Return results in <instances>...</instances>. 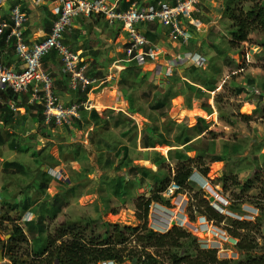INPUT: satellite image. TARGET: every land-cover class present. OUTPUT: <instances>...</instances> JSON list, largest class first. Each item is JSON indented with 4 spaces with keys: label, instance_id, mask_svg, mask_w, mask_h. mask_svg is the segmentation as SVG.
I'll return each mask as SVG.
<instances>
[{
    "label": "rangeland",
    "instance_id": "obj_1",
    "mask_svg": "<svg viewBox=\"0 0 264 264\" xmlns=\"http://www.w3.org/2000/svg\"><path fill=\"white\" fill-rule=\"evenodd\" d=\"M126 1L120 0L121 8L127 6ZM133 1L159 6L175 0ZM227 2L200 0L196 4L192 17L199 19L202 27L192 29L187 20L183 21L185 28L193 31L187 43L169 26L160 30H150V24L139 27L147 30L151 51L203 54L206 65L196 69L180 66L166 70L170 54L161 53L156 55L160 62L154 66L139 65L128 52V39L120 25L97 15L77 17V31L68 29L65 42L82 51L86 73L94 79L90 85L94 94L90 95L93 106H81L79 118H73L70 124L53 127L39 121L38 111L29 104L12 109L6 95L1 96L0 221L6 214L15 224L23 225L27 241L15 249L21 264L38 263L36 252L45 245L44 239L71 223L82 226L88 238L109 237L112 229L104 225L106 222L138 226L141 221L136 214V197H149L157 180L173 178L180 151L190 158L199 154L208 171L204 175L194 167L191 177L197 179L193 191L183 189L174 197H164L168 204L153 202L148 226L159 233L181 227L198 238L201 248L216 250L218 259L245 260L236 247L238 239L228 227L234 219L256 223L258 205L264 204L259 188L264 182V31L256 30L248 41L232 43L234 27L225 14ZM27 3L1 0L0 24L11 23V9L20 5L28 25L31 5ZM5 32L0 33V40ZM8 47L12 48V42L6 43ZM12 55L13 49H0L5 63ZM156 56L148 62H154ZM50 58L61 64L55 54ZM44 60L43 68L54 81L56 101L81 103L82 96L72 87L70 77L61 78L60 67L57 72L48 70ZM145 137L166 142L144 147ZM217 158L221 160L213 162ZM223 176L229 179L228 190L220 182ZM234 178L241 184L233 185ZM121 179L124 188L116 194ZM217 192L228 201L220 212L226 216L222 222L208 219L196 208V201H211V196L218 198ZM230 205L243 213L230 210ZM28 213L30 220L23 224ZM41 219L43 229L38 231L36 224ZM12 224L4 221L3 238H9ZM32 225L35 231H31ZM257 237L264 248V224ZM3 263L12 261L4 258ZM122 264L138 263L127 260Z\"/></svg>",
    "mask_w": 264,
    "mask_h": 264
},
{
    "label": "trees",
    "instance_id": "obj_2",
    "mask_svg": "<svg viewBox=\"0 0 264 264\" xmlns=\"http://www.w3.org/2000/svg\"><path fill=\"white\" fill-rule=\"evenodd\" d=\"M132 2L134 1H126L127 6L123 8H129ZM150 4L153 3L142 1L140 5L148 6ZM247 4H249V7L246 10ZM225 14L231 21L232 27H234V30L231 32L232 43L236 41H248L249 35L256 30L260 29L264 31V0H228L225 5ZM149 29L159 30L160 24L150 23ZM7 32L8 31L4 33L0 40V49H6L8 51L9 49H13V54H15L14 46H12V48H6L5 38ZM148 46L146 49H148ZM51 54L57 55L55 52ZM89 88L90 86L87 91ZM86 92L79 91V96H82L83 101L87 99ZM9 96L15 101L18 107L24 106L23 104H28V94H15L9 91ZM28 107L38 111L39 121H45L43 104L35 103ZM97 109L101 110L100 108ZM5 114H7V112ZM95 116H97L96 113ZM50 124L53 127L56 126L54 122ZM165 142L166 141L163 140H150L147 139V137L143 139L144 147H154L156 143L163 144ZM188 142L189 140L185 141V143ZM179 154L181 157L176 165L173 178L162 181L157 180L153 185L149 197L143 195L136 197V214L138 220L141 221L138 226L131 227L120 223L111 224L106 222L104 225L112 229V233L109 237L104 238L101 235H96L93 238H88L84 235V231L86 230L82 226L71 223L68 226L66 225L68 227L67 229L57 231L56 235H49L44 239L45 245L36 252V256L39 258L37 260L39 261L35 264H99L100 262L106 261L122 264L127 260L134 259H136L138 264H264V248H261L257 239V234H261L264 224V204L261 203L258 205L259 213L256 223L234 219L231 220V227H228V232L238 239L236 245L237 249L245 255V260L236 262L227 259L220 260L217 257L216 250L201 248L197 242L198 238L186 229L174 226L166 233H159L148 226L147 220L150 205L153 202L169 203L162 193L171 182L178 184L181 190L189 189L193 191V184L195 183V181L191 179L193 168L197 167L204 175H206L208 171L204 159L199 154H197L195 158L188 157L183 151H180ZM157 155L165 160L162 155ZM219 160L221 159L217 158L213 160V162ZM192 163H196L197 166H193ZM156 164L160 165V163ZM137 168L149 171V169L143 167L137 166ZM122 180L123 179L116 184V194H118L120 188H124ZM228 180L226 176H223L220 180L224 190L229 189ZM240 184V181L234 178L233 185ZM260 185V200L264 202V182H260ZM194 198L196 200L198 199L196 193ZM232 206L233 205L229 206L230 210H239V213H243L240 209ZM196 208L202 215L207 216L210 220L222 222L226 219L225 215L216 211L210 205V201L204 198L196 201ZM113 212L116 213L117 211ZM4 221L13 223L8 229V234L10 235L8 239L2 237V226ZM36 225L39 227L37 229L38 231L42 230V219ZM60 226H63V228L66 227L64 225ZM7 228L8 227H5V229ZM63 228L61 227L60 229ZM31 231H35L34 225L31 226ZM253 231H256L255 234H253ZM127 233H129V235H126ZM67 235L70 237L69 239H65ZM132 235H134V237L130 239ZM26 241L27 236L23 227L20 224H15L14 219L6 214L2 215L0 221V251H2L4 258H9L12 261L11 264H21V262H19V257L15 254V249L18 245Z\"/></svg>",
    "mask_w": 264,
    "mask_h": 264
},
{
    "label": "built area",
    "instance_id": "obj_3",
    "mask_svg": "<svg viewBox=\"0 0 264 264\" xmlns=\"http://www.w3.org/2000/svg\"><path fill=\"white\" fill-rule=\"evenodd\" d=\"M119 2L120 0H61L52 20L50 33L44 39L32 44L27 42L24 34L27 15L20 5L14 6L10 11L11 23H1L0 33L2 34L5 29L8 31L5 41L12 42L18 61L9 65L2 61L0 56V99L2 95H6L8 106L17 109L15 101L9 96V91L15 94H28V104H43L45 121L54 122L56 126L70 124L73 118H79L81 106H93L89 99L81 103L57 102L53 93L54 81L43 68V59L55 52L60 58L61 75L70 77L74 89L86 92L94 82V79H90L86 73L87 65L83 63L81 53L74 51L65 43V32L79 16L90 17L93 14H101L110 24H120L128 39V52L133 54V59L139 65L148 64V59L157 55V52L146 49L150 42L146 34L140 30L141 24L158 22L169 26L183 38L185 43L193 37V31L190 32L185 28L184 20L188 21L192 29L200 30L202 27L201 21L192 17L200 0H175L159 6H143L134 1L127 9L121 8ZM205 63L206 58L201 53L185 51L171 55L165 61V68L172 71L180 66L204 67ZM156 68L159 70L160 66ZM92 89L93 87H90L86 92L87 96L93 91ZM180 192L181 187L171 182L162 194L165 198H171ZM217 195L218 198L210 197V204L216 211L221 212L228 201L223 196ZM30 216V213L24 215L23 224L29 222Z\"/></svg>",
    "mask_w": 264,
    "mask_h": 264
},
{
    "label": "crops",
    "instance_id": "obj_4",
    "mask_svg": "<svg viewBox=\"0 0 264 264\" xmlns=\"http://www.w3.org/2000/svg\"><path fill=\"white\" fill-rule=\"evenodd\" d=\"M145 2L148 3V1H145ZM60 4H61V0H28L27 5H31L30 12H29L30 23L25 26V31H24L25 39L27 40V42H29L31 44L32 43H36V42L44 39L49 34L50 27L52 25V20L55 18L56 9L60 6ZM144 6H147V5H144ZM50 14H51L52 17L50 16ZM94 15H97V16H100V17L104 18V16L101 15V14H93L90 17H85V16H79V17H84V18L90 19ZM77 19L78 18H75L73 20V23H72V25L70 27L71 29L75 30L74 31L75 33L77 31V28H78V23L75 22ZM155 23H158V22H155ZM117 24H115V25H117ZM147 24H150V23H143L140 26L147 25ZM118 25H120V24H118ZM163 26L164 25L160 24V29ZM120 27H121V25H120ZM140 30L142 32H144L145 34L147 33V30L144 29V28H141ZM122 32H123L122 35L124 34L126 36V33L123 30H122ZM68 45H70V47H72V49H73V45H71V44H68ZM73 50L82 53L81 50H75V49H73ZM185 51H188V50H182V51H179V52H175L174 51L172 54H170V53H162L158 49L157 56L160 53L162 55L170 54V56H171V55H174L176 53H182V52H185ZM52 55L53 54H51L48 57H46V59L44 60V63H46V65H47L46 68L48 70L57 72V69H58V67H60V65L58 64V61L55 60V58H50V56H52ZM56 56H58V55H56ZM157 56H156L157 59L154 62L152 61V62L148 63V65L154 66L157 62H160L159 58ZM7 61H8L9 65H13V64H16L18 60H17V57L14 54V55L10 56ZM206 62H207V59H206ZM205 65H206V63H205ZM193 68H195V66H193ZM58 74H59V76L61 78L64 77L63 75H61V72H59ZM91 93L94 94L93 91H91ZM89 94H88V98H89V100H92V99H90V95ZM100 98L101 97H97L96 101H98V100L100 101ZM99 106H102V105H99ZM20 107H24V106H20ZM101 110H102V108H101ZM97 112L100 115H102L98 110H97ZM215 162H218V161H215ZM191 179L193 181H195L197 178L194 176V178L191 177ZM217 193L219 194V192H217Z\"/></svg>",
    "mask_w": 264,
    "mask_h": 264
},
{
    "label": "water",
    "instance_id": "obj_5",
    "mask_svg": "<svg viewBox=\"0 0 264 264\" xmlns=\"http://www.w3.org/2000/svg\"><path fill=\"white\" fill-rule=\"evenodd\" d=\"M8 237L9 235L7 236V238ZM3 261H4V256H3L2 251H0V264H4ZM132 263H137L136 259L132 260Z\"/></svg>",
    "mask_w": 264,
    "mask_h": 264
},
{
    "label": "bare ground",
    "instance_id": "obj_6",
    "mask_svg": "<svg viewBox=\"0 0 264 264\" xmlns=\"http://www.w3.org/2000/svg\"><path fill=\"white\" fill-rule=\"evenodd\" d=\"M92 93L90 92V94L89 95H91ZM94 107H97L96 105L94 106Z\"/></svg>",
    "mask_w": 264,
    "mask_h": 264
}]
</instances>
